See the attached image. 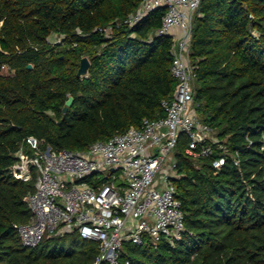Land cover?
<instances>
[{"label": "trees", "instance_id": "obj_1", "mask_svg": "<svg viewBox=\"0 0 264 264\" xmlns=\"http://www.w3.org/2000/svg\"><path fill=\"white\" fill-rule=\"evenodd\" d=\"M143 1L0 0V264H94L99 243L78 230L46 235L33 247L21 243L15 224L31 220L25 197L36 190L37 171L31 166V179H18L17 153H35L29 136L42 149L86 151L165 115L162 100L177 86L172 38L157 34L165 9L124 23ZM57 36L61 42L53 43ZM84 56L90 66L78 76ZM190 62L213 152L189 154L180 133L172 180L185 230L174 242L125 241L121 260L264 264V0H202ZM85 180L97 187L107 179Z\"/></svg>", "mask_w": 264, "mask_h": 264}, {"label": "built area", "instance_id": "obj_2", "mask_svg": "<svg viewBox=\"0 0 264 264\" xmlns=\"http://www.w3.org/2000/svg\"><path fill=\"white\" fill-rule=\"evenodd\" d=\"M201 1L144 0L124 21L134 26L150 12L165 9L157 34L172 38L171 73L177 86L172 97L162 100L164 116L145 118L140 127L131 126L107 140L95 141L86 151L42 149L38 138L27 137L35 153L29 156L21 149L14 172L18 179L28 181L31 166L37 171L36 190L25 197L31 220L15 224L24 246H36L46 235L78 230L82 237L99 243L94 264H132L130 259L121 260L125 241L143 245L147 237L171 242L181 238L185 215L172 180L180 133L189 138V154L198 157L213 152L205 143L212 129L197 113L196 75L190 62ZM61 40L57 36L52 42ZM224 161L220 157L214 165L220 168ZM94 175L107 180L96 187L85 180Z\"/></svg>", "mask_w": 264, "mask_h": 264}, {"label": "water", "instance_id": "obj_3", "mask_svg": "<svg viewBox=\"0 0 264 264\" xmlns=\"http://www.w3.org/2000/svg\"><path fill=\"white\" fill-rule=\"evenodd\" d=\"M89 66H90V60L87 56H84L80 62V67H79V70L77 73L78 76L87 74ZM28 68H32V64H29ZM73 101H74V97L72 95H70L66 101V105L63 108L64 112L68 111L69 107L73 104Z\"/></svg>", "mask_w": 264, "mask_h": 264}, {"label": "rangeland", "instance_id": "obj_4", "mask_svg": "<svg viewBox=\"0 0 264 264\" xmlns=\"http://www.w3.org/2000/svg\"><path fill=\"white\" fill-rule=\"evenodd\" d=\"M210 136H211V137H213V136H214V133H213V132H211V133H210ZM110 177H112V176H110Z\"/></svg>", "mask_w": 264, "mask_h": 264}]
</instances>
